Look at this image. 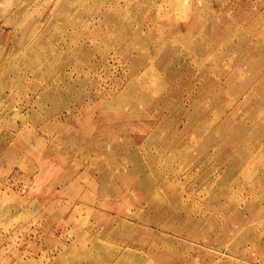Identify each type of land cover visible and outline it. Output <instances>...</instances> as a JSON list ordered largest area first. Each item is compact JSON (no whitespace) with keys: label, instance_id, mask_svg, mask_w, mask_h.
I'll list each match as a JSON object with an SVG mask.
<instances>
[{"label":"rangeland","instance_id":"rangeland-1","mask_svg":"<svg viewBox=\"0 0 264 264\" xmlns=\"http://www.w3.org/2000/svg\"><path fill=\"white\" fill-rule=\"evenodd\" d=\"M35 1L0 0V264H263L264 0H81L64 42Z\"/></svg>","mask_w":264,"mask_h":264},{"label":"bare ground","instance_id":"bare-ground-1","mask_svg":"<svg viewBox=\"0 0 264 264\" xmlns=\"http://www.w3.org/2000/svg\"><path fill=\"white\" fill-rule=\"evenodd\" d=\"M35 1V0H34ZM81 0H60V8L61 7H66V8H69L67 10V12H63L62 10V16L60 17V19L58 21H56V23L54 25H52V27H48L46 28L47 30H49V32H51V37L53 38H56L59 42H64V41H67L66 40V36H67V24L71 25V24H74L76 23V10H77V3H79ZM36 2V1H35ZM14 6V5H13ZM112 11L113 12H117V13H120V9L117 7V8H114L112 7ZM26 13V12H25ZM122 14V13H120ZM118 16V15H117ZM194 17V16H193ZM75 19V20H74ZM195 20V19H194ZM184 21V20H183ZM168 22V21H167ZM198 22V21H197ZM197 25V24H196ZM195 25V26H196ZM38 28V27H36ZM28 32H31V31H28ZM45 32V31H44ZM30 34V33H29ZM28 34V35H29ZM38 34V33H37ZM43 34V33H42ZM139 35V34H137ZM140 36V35H139ZM24 37V36H23ZM38 37V36H37ZM244 37V36H243ZM53 38V39H54ZM85 45V44H83ZM81 43L79 45V48H81L83 46ZM52 47H54L53 45H51ZM60 48V47H59ZM77 48V52H78V49ZM85 49V47H84ZM83 49V50H84ZM50 53H53V49L50 47L49 50H47ZM56 51V57L54 60H58L59 62L62 61V60H68V58L66 56H69V52H73V51H67L65 50L64 48L60 49V50H55ZM46 53V52H45ZM264 60V59H263ZM53 61V60H52ZM56 61H53V62H56ZM62 65V64H61ZM154 65V64H153ZM88 66V65H87ZM2 70V69H1ZM206 71V70H205ZM137 74V73H136ZM258 117V116H257ZM206 165V164H205ZM160 178V177H159ZM190 178H188V180H190ZM164 183H166V185H171V183H167L164 181ZM157 185V184H156ZM164 185V184H163ZM159 188V187H158ZM241 191V190H240ZM155 196L157 199H159V194L158 192H155ZM145 201V200H144ZM194 201V200H193ZM263 210V209H262ZM260 211V210H259ZM263 212V211H262ZM262 219L264 217H261ZM264 220V219H263ZM262 222V221H261ZM262 240H264V233H258V237H257V242H261ZM259 250V249H258ZM264 264V263H263Z\"/></svg>","mask_w":264,"mask_h":264}]
</instances>
